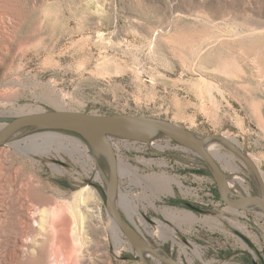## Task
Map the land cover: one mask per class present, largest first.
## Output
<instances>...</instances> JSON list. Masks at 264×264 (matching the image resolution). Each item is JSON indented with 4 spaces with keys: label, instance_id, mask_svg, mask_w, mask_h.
Returning a JSON list of instances; mask_svg holds the SVG:
<instances>
[{
    "label": "rangeland",
    "instance_id": "374dc122",
    "mask_svg": "<svg viewBox=\"0 0 264 264\" xmlns=\"http://www.w3.org/2000/svg\"><path fill=\"white\" fill-rule=\"evenodd\" d=\"M53 109L179 123L203 140L227 177L243 182L231 185L233 196H264V0H0V125ZM57 133L87 143L88 166L80 153L53 143L49 135ZM111 141L117 163L135 169L119 166V213L158 253L184 264H264L261 209L232 208L217 197L200 155L163 133L148 143ZM0 152L7 214L0 230L11 238L21 216H43L53 198L61 201L56 191L88 188L102 220L73 213L83 237L79 264H173L140 252L117 225L108 204L110 158L83 136L25 127ZM121 191L136 198L139 211L123 207ZM114 222L124 242L115 239ZM58 234L45 242L42 259L27 264H49Z\"/></svg>",
    "mask_w": 264,
    "mask_h": 264
},
{
    "label": "water",
    "instance_id": "95a60500",
    "mask_svg": "<svg viewBox=\"0 0 264 264\" xmlns=\"http://www.w3.org/2000/svg\"><path fill=\"white\" fill-rule=\"evenodd\" d=\"M39 127L49 130H67L86 138L96 150L106 154L111 161V182L108 188V204L115 222L123 233L132 241L147 247L161 258L176 264H184L174 258H166L152 248L141 236L121 217L115 207L114 200L119 192L120 170L116 160L113 137H121L136 142L148 143L160 133L169 136L179 144L186 146L200 155L211 169L216 180L221 199L232 208H243L248 204L259 207L264 215L263 195L233 196L227 175L219 161L198 137L188 129L174 121L145 115L105 116L88 112L67 109L38 110L19 115L0 127V146L10 136L25 127ZM195 210L197 206L190 204Z\"/></svg>",
    "mask_w": 264,
    "mask_h": 264
},
{
    "label": "bare ground",
    "instance_id": "6f19581e",
    "mask_svg": "<svg viewBox=\"0 0 264 264\" xmlns=\"http://www.w3.org/2000/svg\"><path fill=\"white\" fill-rule=\"evenodd\" d=\"M24 112L27 111L24 110ZM49 136L55 137L52 139L53 143L59 142L60 145L64 146L70 152L74 151L80 153L81 156L84 157L83 163L86 166H88L89 161H91L92 159V155L89 153L90 147L87 145L86 142H84L82 139L78 137L69 136V135L67 136L65 134H59V133L55 134V136L54 135H49ZM199 139L204 145H206L201 138ZM36 144L37 147L41 148V145L39 144L38 141H36ZM48 151L51 152L50 149ZM96 151L99 152V150ZM0 157H1V152H0ZM117 164L118 166H120L121 171L125 173L132 174V172L135 171L132 165L126 162L124 159H121L120 163ZM56 169L61 171L59 167H56ZM96 176L98 179L102 178V173L100 170L96 172ZM227 179L230 187L231 185H235L236 187H240L243 185L242 181H236L234 179L232 180L231 177L229 176L227 177ZM54 194L55 195L52 196L56 198L57 196H59L61 198V201H57L55 198H53L54 204L47 208L43 216L31 215L32 213L29 214L26 212L27 214L23 215V217L21 216L22 225L16 226L18 227L19 231L14 232L15 236L11 238L10 236L7 235V233L0 230V264H27V261L32 258H35L36 260L42 259L44 255V244L47 240L51 238L52 233L54 232L55 229L58 230L59 237L57 236L58 238L57 240L55 239L56 240L55 244L53 246L51 245L52 259L49 260V264H79V262L83 259V254H82L83 249L79 242L83 240V237L80 234L77 226H74L75 218L73 216V213H75L76 215V212L80 210L81 212L82 211L85 212V214L89 217V219L93 223H95L94 221H101L102 213H101V208L96 199L97 196L95 192L89 190L88 188H82L78 191H73L68 195H64L59 191H56ZM120 195H121V202L123 203L124 205L123 207L126 210L127 209L129 210L133 209L134 211L140 210V205L136 202V198L133 197L130 193L121 191ZM114 203L116 209L119 211V207L117 205V198H115ZM4 204L6 203L4 202ZM4 204L2 201H0V224H3L7 219L6 211H4L3 209V207L5 206ZM70 212L72 214H70ZM261 213L263 212L261 211ZM131 217L135 225L139 228V230H141L140 225L135 219V215L132 214ZM84 221L85 218H83V222ZM141 221H142L141 222L142 225L150 234H154V235L157 234L156 231L151 229L150 225L147 222H145L144 220ZM109 227L112 230L114 237L117 241L120 242L125 241L122 238L120 232L118 231L115 222L111 223ZM35 233H37V236H35ZM71 234L75 235L79 243L78 245L76 244L77 246L74 245L72 240L73 235L71 236ZM10 243L12 245H9ZM132 243L135 247H137L140 250V252H143L145 250L144 251L145 254L150 255L153 253L147 247H144L136 242H132ZM195 250L196 253L202 258L200 252L197 249ZM191 261H193L192 257H191Z\"/></svg>",
    "mask_w": 264,
    "mask_h": 264
},
{
    "label": "trees",
    "instance_id": "16d2710c",
    "mask_svg": "<svg viewBox=\"0 0 264 264\" xmlns=\"http://www.w3.org/2000/svg\"><path fill=\"white\" fill-rule=\"evenodd\" d=\"M216 196L219 197V198L221 197V196H220V193H219V191H218V189H216ZM186 204L190 206L191 203H186ZM191 208H192V207H191Z\"/></svg>",
    "mask_w": 264,
    "mask_h": 264
},
{
    "label": "built area",
    "instance_id": "2783aa9c",
    "mask_svg": "<svg viewBox=\"0 0 264 264\" xmlns=\"http://www.w3.org/2000/svg\"><path fill=\"white\" fill-rule=\"evenodd\" d=\"M180 147H182V148H188V147H185V146H183V145H181V144H178ZM188 149H190V148H188ZM191 150V149H190ZM193 151V150H192ZM194 152V151H193ZM213 201H214V199H213Z\"/></svg>",
    "mask_w": 264,
    "mask_h": 264
}]
</instances>
